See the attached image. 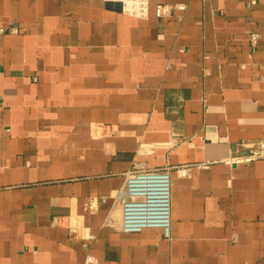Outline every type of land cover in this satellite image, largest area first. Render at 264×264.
Segmentation results:
<instances>
[{
	"label": "crops",
	"instance_id": "obj_1",
	"mask_svg": "<svg viewBox=\"0 0 264 264\" xmlns=\"http://www.w3.org/2000/svg\"><path fill=\"white\" fill-rule=\"evenodd\" d=\"M106 1L0 0V264H264V0ZM138 168L168 236L121 228Z\"/></svg>",
	"mask_w": 264,
	"mask_h": 264
},
{
	"label": "built area",
	"instance_id": "obj_2",
	"mask_svg": "<svg viewBox=\"0 0 264 264\" xmlns=\"http://www.w3.org/2000/svg\"><path fill=\"white\" fill-rule=\"evenodd\" d=\"M123 10L142 14L145 10V0H121ZM255 2V0L253 1ZM186 9L185 4L159 3L155 12L158 17L168 16L173 12ZM18 33L15 25H0V34ZM258 37L255 33L250 41L255 44ZM36 80L37 78H33ZM264 156L263 153H252L245 159ZM122 206L121 228L125 232H140L144 228H162L166 236L169 235L171 221V177L167 169L133 170L126 178V183L118 193ZM89 263L92 258H89Z\"/></svg>",
	"mask_w": 264,
	"mask_h": 264
},
{
	"label": "water",
	"instance_id": "obj_3",
	"mask_svg": "<svg viewBox=\"0 0 264 264\" xmlns=\"http://www.w3.org/2000/svg\"><path fill=\"white\" fill-rule=\"evenodd\" d=\"M106 5H107V7L113 8V9L118 10V11L123 10V4H122L121 0H107Z\"/></svg>",
	"mask_w": 264,
	"mask_h": 264
}]
</instances>
